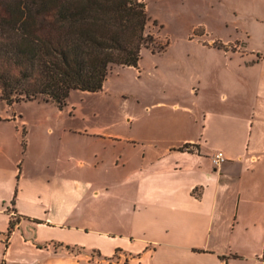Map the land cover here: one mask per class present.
Returning a JSON list of instances; mask_svg holds the SVG:
<instances>
[{"label":"crops","instance_id":"1","mask_svg":"<svg viewBox=\"0 0 264 264\" xmlns=\"http://www.w3.org/2000/svg\"><path fill=\"white\" fill-rule=\"evenodd\" d=\"M238 2L253 29L247 20L241 36L225 40L228 68L207 51L203 80L202 70L189 77L201 99L150 107L162 110L150 136L194 132L98 163L78 146L82 130H70L67 144L50 126L25 148L27 161L18 153L15 194L0 203L9 220L0 225V264H264V0ZM213 74L227 78L213 84ZM216 151L226 156L220 166ZM101 169L122 176L100 181Z\"/></svg>","mask_w":264,"mask_h":264},{"label":"rangeland","instance_id":"2","mask_svg":"<svg viewBox=\"0 0 264 264\" xmlns=\"http://www.w3.org/2000/svg\"><path fill=\"white\" fill-rule=\"evenodd\" d=\"M4 1L0 0V5ZM244 1H248V5L251 3L250 0ZM144 2L150 19L146 35L150 38L137 67L114 66L102 90H72L63 107L41 100H24L10 106L0 99V203L15 194L16 179L23 162L18 161V153L27 161L28 156L22 155L25 148L29 142L33 148L42 143L48 137L50 126L64 136L67 144L71 142L70 130H82L84 136L78 146L89 151L91 156L98 153V163H103L104 156L109 162H119L121 155L124 160L129 147L141 149L143 145L153 143L168 144L194 132L183 129L173 139L150 136L155 116L162 113L161 109L150 112V107L157 103L201 99L202 90L196 95L189 93L190 82L198 75L200 78L201 70V79L205 76L203 67L207 51L216 67L228 68L225 40L231 35L241 36L243 31L239 28L247 27V20L249 28L253 29L250 8L240 10L239 5L247 4H240L238 0ZM212 40H215L214 45L210 44ZM192 73L194 78L189 79ZM218 77L213 74V84L219 81L223 84L227 78ZM202 104L200 102L199 106ZM15 115L20 118L13 119ZM7 117H10L9 121L5 120ZM18 122H21L20 127ZM185 122L191 123L188 115ZM92 133L98 135L88 140ZM121 176L108 175L101 169L98 177L100 181H107ZM3 224L9 227L8 216L0 219V225Z\"/></svg>","mask_w":264,"mask_h":264},{"label":"trees","instance_id":"3","mask_svg":"<svg viewBox=\"0 0 264 264\" xmlns=\"http://www.w3.org/2000/svg\"><path fill=\"white\" fill-rule=\"evenodd\" d=\"M149 21L144 0H5L0 99L63 107L72 90H102L114 66L139 65Z\"/></svg>","mask_w":264,"mask_h":264},{"label":"built area","instance_id":"4","mask_svg":"<svg viewBox=\"0 0 264 264\" xmlns=\"http://www.w3.org/2000/svg\"><path fill=\"white\" fill-rule=\"evenodd\" d=\"M185 149L189 148V145L184 146ZM214 165L220 166L226 161V156L222 151H216L212 157Z\"/></svg>","mask_w":264,"mask_h":264}]
</instances>
